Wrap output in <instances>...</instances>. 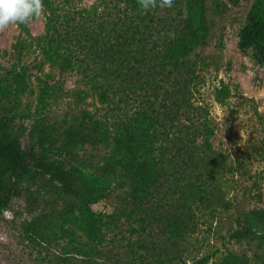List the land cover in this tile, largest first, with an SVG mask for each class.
I'll use <instances>...</instances> for the list:
<instances>
[{"label":"trees","instance_id":"1","mask_svg":"<svg viewBox=\"0 0 264 264\" xmlns=\"http://www.w3.org/2000/svg\"><path fill=\"white\" fill-rule=\"evenodd\" d=\"M240 1L229 0L234 6ZM62 3L43 0L44 33L35 39L36 46L49 67L81 75L99 103L118 115L115 120L89 116L62 131L38 120L30 133L37 148L28 153L0 120V221L12 199L24 195L33 208L38 195H50L63 207L35 218L29 232L44 246L65 241L52 256L57 264H180L179 250L169 254L165 240L163 248L157 246L154 226L166 217L159 214V197L173 189L172 178H180L177 191L194 199L201 187L191 182L186 188L184 172L195 169L200 180L201 172L209 175L215 166L210 154L215 129L207 117L195 123L189 111L191 86L202 68L198 65H207L199 54L193 59L207 45V25L193 28L188 19L142 16L138 0H125L126 8L107 14L101 12V1L84 10ZM238 46L264 64V0L251 4ZM181 115L191 126L180 128L179 136L172 138ZM160 141L178 144L177 152L169 154L170 148ZM138 145L141 157L131 149ZM88 147L107 153L95 161L86 155ZM116 190L125 196L115 212H94L92 206ZM123 219L138 224L136 234L145 238L144 243L121 240L127 256L116 254L107 243L109 231L118 230ZM165 224L162 235L180 247L191 231V220L180 213L173 225ZM232 238L254 245L264 256V208L245 212ZM155 251L156 256H148Z\"/></svg>","mask_w":264,"mask_h":264},{"label":"rangeland","instance_id":"2","mask_svg":"<svg viewBox=\"0 0 264 264\" xmlns=\"http://www.w3.org/2000/svg\"><path fill=\"white\" fill-rule=\"evenodd\" d=\"M63 1L80 10L101 1L104 14L126 8L125 0H58ZM253 1L241 0L234 6L229 0H174L172 7L157 6L141 12L142 16L168 15L178 22L188 19L193 28L207 25V45L193 56L196 59V55H201L207 65H198L202 68L191 86L189 111L195 123L198 118L207 117L215 129L210 153L215 166L209 175L201 172L200 180L196 179L199 173L195 169L184 172L186 188L191 182L201 187L194 199L181 194L185 191H177L180 178H172L173 189H165L159 197V214L168 219L160 218L154 226L157 246L163 248L165 240L169 254L175 255V249L179 250L180 264H196L203 259H208L206 264H264L263 254L254 245L232 238L245 212L264 208V64H258L251 51L242 52L238 46L239 32ZM44 26L43 11L27 24H12L0 31V120L20 138L25 153L36 151L30 133L38 120L44 119L62 131L70 124L83 123L89 116L115 120L118 115L99 103L81 75L75 71L60 72L44 61L35 41L43 35ZM175 124L178 127L171 132L172 138L174 134L179 136L180 128L191 126L186 115H181ZM160 144L170 148L169 154L177 152L178 144ZM197 144L201 145V141ZM131 149L141 157L139 145ZM86 152L95 161L107 153L104 148L92 147ZM124 196L123 191L116 190L92 209L110 215ZM38 197L33 208L24 195L16 197L4 212L0 221V264H57L52 256L59 254L65 241L44 246L35 242L29 231L35 218L53 208L60 210L62 201L50 195ZM158 204L156 200L154 205ZM180 213L192 225L178 247L173 240L164 238L160 228L166 222L173 225ZM161 220H165L162 225ZM121 223L124 224L118 230L109 231L107 243L116 254L127 256L129 250L121 240L144 243L145 238L136 234L138 224L125 219ZM157 252L148 256H156ZM141 254L147 251L141 250Z\"/></svg>","mask_w":264,"mask_h":264},{"label":"clouds","instance_id":"3","mask_svg":"<svg viewBox=\"0 0 264 264\" xmlns=\"http://www.w3.org/2000/svg\"><path fill=\"white\" fill-rule=\"evenodd\" d=\"M174 0H138L139 6L148 11L157 6L172 7ZM44 10L43 0H0V31L12 24H27L38 18Z\"/></svg>","mask_w":264,"mask_h":264}]
</instances>
